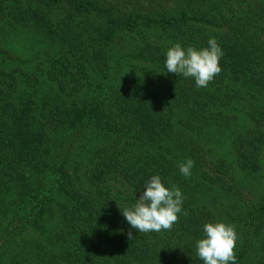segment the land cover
I'll return each instance as SVG.
<instances>
[{"label":"trees","instance_id":"trees-1","mask_svg":"<svg viewBox=\"0 0 264 264\" xmlns=\"http://www.w3.org/2000/svg\"><path fill=\"white\" fill-rule=\"evenodd\" d=\"M0 9L2 20L30 27L48 55L60 57L47 73L57 96H12L17 83L10 82L0 103V264L7 258L6 264H37L8 248L27 230L45 238L49 252L37 255L44 264H204L196 241L204 238L206 223L216 222L195 188L190 199L179 188V236L163 239L131 228L121 211L136 203L118 205L109 183L118 179L142 193L159 175L171 188L181 177L179 164L192 159L190 181L235 189L237 176L226 161L206 170L198 138L206 127H234L238 118L215 107L229 106L249 90L264 96V0H0ZM143 32L156 40L130 41ZM210 38L223 55L221 71L207 87L167 72L168 45L202 49ZM125 57L148 63L143 92L106 88L112 75L123 79ZM92 74L108 84L74 99L92 84ZM260 126L256 121L234 133L237 167L247 176L262 168ZM245 227L253 234L264 230V199ZM253 234L244 235L235 264L245 263Z\"/></svg>","mask_w":264,"mask_h":264},{"label":"rangeland","instance_id":"rangeland-1","mask_svg":"<svg viewBox=\"0 0 264 264\" xmlns=\"http://www.w3.org/2000/svg\"><path fill=\"white\" fill-rule=\"evenodd\" d=\"M2 14V10L0 9ZM130 41L133 43H143L147 40L155 41V35L152 32H143L140 34H133ZM171 46L168 45V49ZM60 57L53 54L48 55V47L43 43L35 32L30 27H20L9 24L6 18H0V70L4 75L0 76V103L7 99L9 94L10 82H16V91L12 96H27L32 95L36 100L44 94L58 95L56 86L47 78V73L50 70L53 62ZM121 62L122 80L117 81L114 75L111 76V83L106 87L115 86L118 84L121 88H130L135 93L143 92L146 85L144 83L149 74L146 68L148 63L127 59ZM92 84L82 92H77L74 99L85 98L86 90H92L97 86L108 84L107 81L101 77L92 74ZM75 86L71 82L70 89ZM242 99L233 101L229 106L215 107L214 111H225L230 115L236 116L238 119L232 129H218L216 127H206L198 138V143L201 144L202 154L207 164L206 170L210 171L213 163L218 160H224L230 164L237 176L236 187L231 192L223 191L219 186L209 184L208 182H200L190 177H185L181 174L179 180L175 181L174 186L184 189L185 196L190 199V192L199 199L206 208L213 211L215 214V222H223L235 227L237 234L236 246L234 249L235 257L238 255L240 249L243 247L245 234L251 235L254 229H246L245 222L250 214L252 208L258 206L260 201L264 199V136L262 139V150L260 153L261 171L256 175L247 176L239 171L235 152L233 150L234 133H243L246 130L252 129L256 121H260L261 129L264 132V96L256 94L255 92L246 91L241 95ZM245 97V98H244ZM65 100H70V97L62 96ZM244 98V99H243ZM71 99H73L71 97ZM189 137L190 133L187 129ZM184 138V136H183ZM185 140V138H184ZM186 141V140H185ZM190 146V145H189ZM181 173V172H180ZM228 179V178H227ZM231 183V182H230ZM200 185V188L198 187ZM231 185H235L234 183ZM112 191V196L117 201L118 205H130L137 203L141 193L126 187L118 179H112L109 183ZM190 187L195 188L194 190ZM187 207V212L190 210ZM179 219L177 220V222ZM176 222V223H177ZM174 224L170 230H161L158 232L159 236L166 239L172 234L178 235V226ZM252 232V233H251ZM45 238L40 237L35 231L27 230L23 235L19 236L16 242H11L8 248L15 254L21 252L26 254L29 259L34 258V263L44 264L39 261L38 253L44 254L49 252L47 244L44 242ZM249 249L244 264H264V230L251 236ZM47 256L45 259L47 260ZM10 261L7 258L6 263ZM4 263V264H6Z\"/></svg>","mask_w":264,"mask_h":264},{"label":"clouds","instance_id":"clouds-1","mask_svg":"<svg viewBox=\"0 0 264 264\" xmlns=\"http://www.w3.org/2000/svg\"><path fill=\"white\" fill-rule=\"evenodd\" d=\"M222 55V49L215 38H210L208 47L202 49L191 46L184 49L176 43L166 52L165 67L168 73L193 78L198 88L207 87L221 71L219 60ZM193 166L194 161L187 159L179 164V170L185 177H190ZM182 203L183 196L178 187H166L159 175H153L144 184L137 203L121 213L132 229L140 233L159 232L170 230L177 222ZM203 232L204 238L196 241L199 259L204 264H235V227L223 222L206 223ZM133 238L132 231H129L128 239Z\"/></svg>","mask_w":264,"mask_h":264}]
</instances>
